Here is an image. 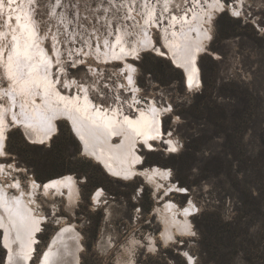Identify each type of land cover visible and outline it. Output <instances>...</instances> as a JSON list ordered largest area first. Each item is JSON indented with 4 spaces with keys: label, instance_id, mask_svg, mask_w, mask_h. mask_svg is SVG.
Instances as JSON below:
<instances>
[{
    "label": "rangeland",
    "instance_id": "1",
    "mask_svg": "<svg viewBox=\"0 0 264 264\" xmlns=\"http://www.w3.org/2000/svg\"><path fill=\"white\" fill-rule=\"evenodd\" d=\"M199 1L206 5L204 0ZM221 1L235 5L242 14L233 16L227 8L208 26L211 39L198 58L200 87L189 89L181 70L167 58L148 51L136 59H126L136 67V93L128 92L131 87L122 71L123 62L103 61L96 46L104 48L107 41L114 42L119 30H127V39L132 42L145 25L154 42L161 45L162 28L171 26L169 19L182 14L190 17L199 8L197 0L0 3V31L6 32L11 23L15 26L16 16L21 20L26 14L28 19L32 17L31 25L35 23L32 26L43 36L44 46L54 60V45L58 46L61 53L56 60H60L54 62L52 74L60 91L74 95L77 88L66 86V78L75 80L85 84L91 100L100 108L117 107L130 115L137 113L133 94L138 99L137 107L154 101L166 108L162 127L177 144L176 151H170L163 140L153 142L152 150L138 146L143 157L141 167L157 165L169 171V180H157L155 187L141 176L130 180L109 176L101 165L83 154L81 143L64 119L57 122L56 133L46 144L31 142L21 127L10 123L4 145L6 156L0 158L7 171H0L2 183L16 180L28 190L31 178L43 183L71 174L79 190L73 212L68 208L65 190L46 194L39 190L34 195V207L43 217V224L30 264H38L50 236L63 224H72L80 234L81 264H188L189 256L192 264H212L206 262L208 255L200 244L199 215L210 212L209 219L216 222L232 220L239 181L244 177L249 191L260 189L264 196V171L259 163L252 162L258 159L264 165V24L255 23L264 20V0H243L242 8L240 0ZM7 51L2 49V55ZM7 85L0 64V87ZM4 101L0 95V104ZM182 153L184 163L180 167L175 157ZM179 180L189 186L179 184ZM171 184L186 192L170 191ZM97 190L99 200L94 201L91 198ZM167 200L178 207L192 203L191 230L176 234L174 240L159 235L163 224L155 208ZM261 206L264 211V198ZM258 224L257 216L250 232ZM228 251L232 254L233 247ZM5 254L0 242V264ZM229 257L239 264L237 254Z\"/></svg>",
    "mask_w": 264,
    "mask_h": 264
},
{
    "label": "bare ground",
    "instance_id": "2",
    "mask_svg": "<svg viewBox=\"0 0 264 264\" xmlns=\"http://www.w3.org/2000/svg\"><path fill=\"white\" fill-rule=\"evenodd\" d=\"M204 1L206 5L203 6L202 2L197 0L199 8L193 11L190 17L182 14L181 17L172 16L169 19L171 26L162 28L164 36L161 45L154 42L150 30L145 25L141 27L142 32L136 35L132 42L127 39V30H119L114 42L107 41L104 43V48L98 44L95 50L104 59L103 61L123 62L122 71L126 73L127 82L132 88L128 90L130 93L132 91L136 93L138 90V85L134 83L136 67L126 59H136L139 54L148 51L167 58L181 70L189 89L198 88L201 85L198 58L211 39L208 26L218 13L226 11L227 8L232 13L239 10L226 5L221 0L219 2ZM28 17L25 14L21 20L19 18L13 22L15 26L11 23L6 28V32L0 31V64L8 80L6 87H0V95L5 100L3 104H0V129L4 133V153L10 123L21 127L31 142L46 144L55 135L58 128L57 122L64 119L81 143L83 154L101 165L109 176L122 180L141 176L155 187L159 184L157 180H169L168 169L157 165L141 167L143 157L138 151L139 145L152 150L153 142L162 140L168 144L169 148H177L175 141L169 137L170 133L166 134L162 127V117L166 108L159 107L154 101L145 107H137L138 99L136 94H133L135 95L133 107L137 111L135 115L123 113L117 107L102 109L91 100L85 84H79L67 78L66 86L70 88L75 85L77 91L74 95L60 91L57 80L52 74V66L56 62L59 63L60 58L59 60L56 58L60 57L61 52L58 46L54 45L53 52L56 58L54 60L51 57L52 55L44 46L43 36H39L37 28L35 30L32 26L35 23L31 25L32 17L30 19ZM152 22L159 28L158 22L154 20ZM8 42L10 46L6 45ZM12 47L13 52L10 51ZM2 49H8L4 56ZM9 58L12 61L11 71L14 73L12 78H9ZM193 68L196 69L195 79L190 87L187 76ZM148 145L152 146L151 149ZM5 156L6 153L0 155V158ZM0 171L7 173L5 164L0 163ZM28 183L27 190L21 187L19 181L2 183L0 179V242L6 251L3 264H30L34 257L38 242L37 235L41 232L43 224V217L36 213L34 207L36 204L34 195L37 191L42 190L46 194L52 190L56 193H63L65 190L67 205L71 212L77 204L79 190L71 174L51 178L43 183L31 178ZM13 189L17 191L11 192ZM169 189L179 191L185 188L171 184ZM97 193H100V190L94 192L92 200H99ZM191 210V201L185 206L178 207L167 200L161 207H156L155 212L160 215L163 224L159 235L164 240H174L176 234L189 232ZM151 245L154 247V244ZM81 249L78 231L72 224H63L50 236L40 254L38 264H81Z\"/></svg>",
    "mask_w": 264,
    "mask_h": 264
},
{
    "label": "trees",
    "instance_id": "3",
    "mask_svg": "<svg viewBox=\"0 0 264 264\" xmlns=\"http://www.w3.org/2000/svg\"><path fill=\"white\" fill-rule=\"evenodd\" d=\"M184 154L175 157L180 163V167L184 163ZM252 162L259 163L264 171V165L260 160L257 159L256 161L255 159ZM259 170H256V172H259ZM258 175L261 176V172ZM239 182L236 214L232 220L216 222L209 219L208 215H212L210 212H202L199 215L202 219L197 221V225L201 235L200 244L203 253L208 255L206 262L212 264H238L233 261L232 257L228 258V255L235 253L240 259L238 260L239 264H264V211L261 206L264 196L260 189H257L255 193L248 190L246 177ZM178 183L189 186L184 180H179ZM257 216L259 217L258 228L256 230L252 229L250 232L252 221ZM230 240L233 242L229 243ZM232 247L233 253L230 254L228 250Z\"/></svg>",
    "mask_w": 264,
    "mask_h": 264
},
{
    "label": "snow or ice",
    "instance_id": "4",
    "mask_svg": "<svg viewBox=\"0 0 264 264\" xmlns=\"http://www.w3.org/2000/svg\"><path fill=\"white\" fill-rule=\"evenodd\" d=\"M8 2L10 4L12 3H16V0H8ZM21 2H23V0H21ZM108 2L111 4V0H108ZM167 2V0H166ZM217 2H219V0H217ZM226 2V0H225ZM0 3H3V0H0ZM28 3L29 4H36L37 3V0H28ZM60 3V0H57V4ZM74 6V5H73ZM115 6V5H113ZM240 6L241 8L244 6L243 5V0H240ZM233 7H235V5H233ZM167 10V9H165ZM241 11L240 10H235L233 11L232 15L233 16H236V17H239L241 16ZM17 19H19V17H17ZM255 23L257 24H264V20L262 21H256ZM13 39H16L15 37H13ZM8 68H9V78H12L14 76V73H12L11 69H12V61H11V58H9V64H8ZM196 69L193 68L192 71H190L188 73V76H187V81H188V84L189 86L191 87V85L193 84L194 82V73H195ZM25 84L27 83L26 81L24 82ZM5 95H7V93H5ZM148 139H152V137H148ZM3 140H4V133L2 131V129H0V155H5L4 151H3ZM149 149H151V145H148ZM170 151H176V148L175 147H171L169 148ZM179 191H186V189H179ZM100 193H97V197H99ZM185 255L187 256V253H185ZM188 264H192V258L191 257H188Z\"/></svg>",
    "mask_w": 264,
    "mask_h": 264
}]
</instances>
